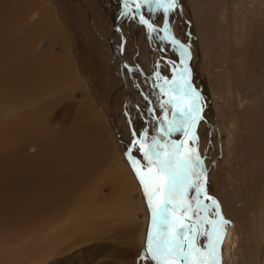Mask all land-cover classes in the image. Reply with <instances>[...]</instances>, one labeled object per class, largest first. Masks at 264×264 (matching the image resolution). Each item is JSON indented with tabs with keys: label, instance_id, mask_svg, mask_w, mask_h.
Wrapping results in <instances>:
<instances>
[{
	"label": "bare ground",
	"instance_id": "6f19581e",
	"mask_svg": "<svg viewBox=\"0 0 264 264\" xmlns=\"http://www.w3.org/2000/svg\"><path fill=\"white\" fill-rule=\"evenodd\" d=\"M213 1L216 3L210 9L198 0L189 2L199 35L198 40L192 39L193 51L176 37L188 48L191 57L188 66L193 59L195 67L192 68L195 70L192 79L206 92V101L210 102L203 109L195 146L205 171L209 170L210 178L214 179L220 192V180L212 175L217 165L215 159L218 156L223 158L224 169L228 168L226 163L229 160H243L238 192L244 194L246 201H253L250 207L253 214L248 215L247 228L258 223V235L263 245L259 264H264V27L260 20L254 19L256 13L264 14L260 10L264 8V1L258 0L260 7L256 1L249 2L253 6L252 13L243 6L250 0ZM226 2L230 4L231 17L227 26L233 28L234 35L217 38L219 30L212 33L211 26L217 25L218 12L225 9ZM58 15L48 0H0V234L10 235L20 229L34 228L37 223L63 215V209L72 216L79 213L86 217L82 207L89 205L96 207L100 218L98 228L100 224L108 230L127 224V231L122 234L123 241H137L141 246L144 237L140 235L144 234V226L135 230L129 225L135 222L141 210L140 202L134 198L140 183L128 168L126 157L115 148L113 140L116 132H112L113 126L100 108L103 90L93 80L98 63L85 53L86 50L83 53L79 45H70ZM122 18L116 20L115 31L121 29ZM250 22H256L255 29L248 30L246 25ZM240 23L245 34L241 32L239 36ZM78 24L82 26V22ZM238 38H244V46L242 40L237 42ZM55 45L61 47L59 53L54 49ZM207 49L215 51L212 54L215 57L205 60L204 74L199 76V58L204 56V52L208 53ZM244 56L246 62L241 63L243 61L239 57ZM217 60L229 65H225L224 69L208 66ZM254 72L253 81L242 79L244 74L252 75ZM251 84L256 92L250 95L254 96V102L248 101L250 96L240 93L245 94ZM92 85L97 91L94 95L89 92ZM223 87L229 88L231 93L240 94L244 101V106L233 112L231 123L227 121V124L222 123L226 113L219 109V99L224 97V93H217ZM76 91L81 92L82 99H75ZM212 91H216V97ZM251 103L255 104L249 105ZM62 104L55 114L56 107ZM54 119L65 124L58 129L53 125ZM114 123L121 138L126 133L119 120ZM214 140H218L216 144ZM233 166L235 168L236 164ZM216 200L222 208L224 196ZM229 221L220 248L223 260H227L225 264H232L240 241L238 226L234 220ZM56 232L54 235L60 240L61 233Z\"/></svg>",
	"mask_w": 264,
	"mask_h": 264
},
{
	"label": "rangeland",
	"instance_id": "374dc122",
	"mask_svg": "<svg viewBox=\"0 0 264 264\" xmlns=\"http://www.w3.org/2000/svg\"><path fill=\"white\" fill-rule=\"evenodd\" d=\"M252 1H256L255 3L260 7L258 0H250L247 2L248 4L245 3L243 5L244 9L247 11L248 9L251 10V13L253 12V6L249 2ZM123 2L124 0H48V3L56 12V14L58 15L59 13L58 18H61L63 21L61 22V26L70 45H79L82 48L83 53L86 50L85 53L93 57V61L98 63L96 69L97 72L96 74H93V80L103 90L100 97V108L102 107L101 109L106 114L109 124L113 126L112 132H116L114 133L115 138L113 140L115 148L117 150H121H118V152L123 157H126L128 162L127 166L134 173L128 157L126 156L128 149L132 148V143L134 140H144L145 133H147L146 142L151 143L152 137L158 136L161 122L165 115V110L162 109L160 105L164 100L167 99V97L160 91L159 85L162 83V81L157 79L156 73L158 72L161 77L167 78L169 81H171L174 75L178 73L182 57L180 56L179 49L175 45L169 43L168 40L161 38L164 36V34L159 31V29L162 28V24L164 22V14L162 11L151 12L147 7H144L142 8V13L140 14L136 13L133 15L132 13H129L128 15H123ZM135 2H138V0H130V3L133 5V12H135ZM189 2H196V0H181L180 8L175 13L169 15L168 26L170 27L172 34L175 37H178L182 43L186 44L188 48L192 50L194 46V41H192V39L195 38V40H198L199 35L195 30V20L192 16V7L189 5ZM198 2H203V4L206 3L204 6L207 9H210L212 4L216 3L213 0H198ZM194 4L196 5L197 3ZM229 7L230 4L226 2L224 5L225 9H221V12H218L219 19L215 22L217 25L211 26L212 33L219 30L216 33L217 38H221L224 35H234L233 28H229V26H227L231 18ZM260 10L264 11V8H261ZM63 12L64 16H62ZM140 15H143L145 19L152 23L157 31L150 33L147 25L140 23ZM256 16L257 17L254 19L260 20V24L262 27H264V14L261 15L256 13ZM47 17L49 18L48 15ZM120 17H124L121 20L123 22L120 23L121 29L115 31L116 20ZM81 22L82 26L78 24ZM190 23H192V26ZM256 26V22H250L246 25L248 30L250 28L255 29ZM239 27L241 31L238 35L240 36L241 32L245 34V30L241 27V23L238 24V28ZM247 36L248 34H246V37ZM241 40V44L244 46V38H241ZM241 40L238 38L237 42ZM209 41L212 42L211 39ZM54 49L58 53L61 51V47L59 45H55ZM207 51L209 55H207V52H204V56H200L199 58L200 71L197 73L199 76L204 74L203 66L206 63L205 60L209 59V57H215L212 55L215 53V51L208 49ZM196 52L199 54L198 50ZM244 58L245 56L241 58L239 57V59L243 61L241 63L246 62ZM193 61L194 60L192 59V62L190 63L191 66L189 65V68L191 67V79L192 75L194 76L195 74V70L192 69L195 68ZM211 63L213 65L209 64L208 66H213L216 69L217 67L224 69L225 65H229L227 63H222L220 60H217L215 63ZM255 76V72L252 75L244 74L242 79L253 81ZM196 82L197 81L192 79L194 87L197 86ZM91 88L89 87V92L92 95L97 93L96 87L94 85H92ZM196 88L203 97L202 111L200 113L202 117L203 109L210 102L206 101V92L202 90L199 85ZM220 92L224 93V97L219 99V109L226 113V119L224 121L222 120V123H231L233 112L235 111L236 113L239 108L244 106V101L242 99L243 96L240 94H234L233 91L231 93L230 89L226 87H223L220 91L217 90V93ZM212 93H214V97H216V91H212ZM240 93L247 96L256 93L254 85L251 84L250 87L248 86L247 92L245 94L241 91ZM74 97L76 100L82 99L81 92L76 91L74 93ZM253 100L254 96H250L248 98L249 102H254ZM124 104L128 105L126 106ZM254 104L255 103H251L249 105ZM62 106L63 104L56 107L54 113L57 114ZM226 108H230L229 112L225 111ZM171 113V108L169 107L168 118ZM116 120L120 121L119 125L123 132L125 131L124 133H126L124 134L125 136L123 135L121 138L119 137V130L115 128L116 123L114 122H116ZM200 122L201 120H199L196 125V134L200 126ZM64 124L65 122L61 121L58 123L55 119L53 120V125L58 129ZM218 125L219 123L216 124V126ZM168 139L179 143L183 141L185 137L182 132H173ZM217 141L218 140H214L213 143L216 144ZM217 147L220 148L219 144ZM123 153H125V155ZM132 155L136 159L141 160L142 164H146V162L142 159V153L139 152L137 148H132ZM216 159L214 163L217 162V165L215 167L216 169H213L214 171L212 175L214 178L220 180L219 185H222V193L218 191L216 185L214 184V179L211 180L210 177L212 176L211 174L209 175V170L205 171L207 178L205 188L208 195L215 199L224 196L225 204L222 208L220 207L221 214L228 221L230 219L234 220L240 230V241L236 249V253L233 255L232 264H259V260L263 252V245L261 238L258 235V223H253V226L250 229L247 228L249 223L248 215L251 213L253 214V210L250 208L253 205V201L252 203L251 201H246L244 194L242 192H238L241 185L238 178H240L241 175L240 167L243 164V160H229L228 163H226L229 164L227 166L228 168L224 169L223 166H225V162L223 158L218 156ZM218 163L221 164L218 165ZM233 164H236L235 168ZM232 169L233 171H231ZM107 191L108 189L105 188V193H107ZM189 195L190 197L194 196V192L190 193ZM239 196L241 199H239ZM134 198L136 201L140 202L141 210L139 211L138 218L135 220V222H130L129 225L133 226L132 229L135 227V230H138L140 226H144V234L140 235L144 237L141 246L138 245L137 241H135L136 243L133 240H131L129 243L123 241L122 234L127 231V224L120 226L117 225L110 228L109 230L107 227H101L103 225L100 224L99 226L101 228H98L100 218L96 214V207L88 205L86 207H82L85 211L86 217L81 216L79 213H77L75 216H72L71 213L63 209L62 213L64 214L59 215L57 217L58 219L55 218L54 220L51 219L39 224L37 223L35 224L34 228L30 227L28 229H20L18 232L15 231L10 233V235L13 234L12 236L1 233L0 236L2 238L0 237V264H143L140 256L146 247L147 234L151 225V210L148 207L147 200L140 184L139 192L134 193ZM248 208H250L249 210L251 212L248 210ZM212 211L214 212V209ZM61 224H64L65 226ZM89 224L91 225L89 226ZM227 227L228 224L225 226V231ZM72 229L74 230L72 231ZM107 230L108 232L105 233ZM56 231L61 233L60 240L54 235V232ZM62 235L64 236V240L62 239ZM57 239L58 241L56 243ZM199 243L201 246H203L206 243V239L204 237H199ZM222 245L223 241L220 245V248ZM220 257L221 264H225L227 260H223L221 251Z\"/></svg>",
	"mask_w": 264,
	"mask_h": 264
},
{
	"label": "snow or ice",
	"instance_id": "6c2138e0",
	"mask_svg": "<svg viewBox=\"0 0 264 264\" xmlns=\"http://www.w3.org/2000/svg\"><path fill=\"white\" fill-rule=\"evenodd\" d=\"M180 4L181 0H138L133 12L130 0H124L123 15H135L147 7L169 16ZM139 20L150 33L157 31L143 15ZM159 31L164 33L162 39L170 40L179 49L182 59L171 81L156 73L162 81L160 91L167 97L160 105L165 115L159 134L152 137L151 143L146 142L147 133L144 140L132 143L146 164L132 155V148L126 153L151 210V225L140 259L143 264H221L220 245L230 221L221 214L219 202L206 191V172L195 146L203 97L192 83L188 48L172 34L168 23ZM173 132H182L185 139L179 143L169 140ZM192 192L194 196L190 197ZM199 237L206 239L203 246Z\"/></svg>",
	"mask_w": 264,
	"mask_h": 264
},
{
	"label": "water",
	"instance_id": "95a60500",
	"mask_svg": "<svg viewBox=\"0 0 264 264\" xmlns=\"http://www.w3.org/2000/svg\"><path fill=\"white\" fill-rule=\"evenodd\" d=\"M168 18H169V16H165V15H164L163 27H164L165 23H167ZM171 116H172V113H171V115L169 116V119H171Z\"/></svg>",
	"mask_w": 264,
	"mask_h": 264
}]
</instances>
